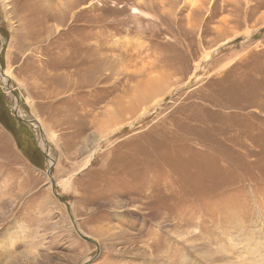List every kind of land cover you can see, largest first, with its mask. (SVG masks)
<instances>
[{
    "label": "rangeland",
    "instance_id": "rangeland-1",
    "mask_svg": "<svg viewBox=\"0 0 264 264\" xmlns=\"http://www.w3.org/2000/svg\"><path fill=\"white\" fill-rule=\"evenodd\" d=\"M1 90L0 264H264V0H0Z\"/></svg>",
    "mask_w": 264,
    "mask_h": 264
},
{
    "label": "bare ground",
    "instance_id": "bare-ground-1",
    "mask_svg": "<svg viewBox=\"0 0 264 264\" xmlns=\"http://www.w3.org/2000/svg\"><path fill=\"white\" fill-rule=\"evenodd\" d=\"M5 1V0H4ZM72 17V16H71ZM210 55H207V58L209 57ZM1 76H2V78H4L3 79V81H4V85H5V87L6 88H8L9 87V79H10V72L9 71H4V73H2L1 74ZM159 101V99H157L155 102H154V105L155 104H157V102ZM147 107V106H146ZM149 111V109H146L145 107H144V109H143V113H142V116L143 115H145L147 112ZM19 112V115H20V117H21V112H20V110L18 111ZM23 119V118H22ZM25 119H26V117H25ZM31 122H32V125L34 126V127H37L38 129H39V127H40V125H38L34 120H31ZM32 127V126H31ZM41 130H42V127H41ZM38 131V130H37ZM109 132V131H108ZM107 132V133H108ZM41 133V132H40ZM111 134H112V132H110ZM93 154V153H92ZM92 154L88 157V161H89V159L92 157ZM50 156V159H51V161L52 162H54L53 160V158L54 157H52L51 155H49ZM88 161L86 162V164L88 163ZM70 182H69V180H66L65 181V186L67 185L68 186V184H69ZM252 260V259H251ZM245 261H247V260H245ZM253 261V260H252Z\"/></svg>",
    "mask_w": 264,
    "mask_h": 264
},
{
    "label": "trees",
    "instance_id": "trees-1",
    "mask_svg": "<svg viewBox=\"0 0 264 264\" xmlns=\"http://www.w3.org/2000/svg\"><path fill=\"white\" fill-rule=\"evenodd\" d=\"M2 34V33H1ZM3 96H5L4 95V93L2 92V90L0 91V121L1 122H3V123H11V121L14 119L13 117H12V113H11V111L8 109V107H7V104H6V101H5V99L3 98ZM11 120V121H10ZM15 120V119H14ZM38 151V150H37ZM40 153L38 152V153H36V156H37V161L38 162H40L39 160H38V155H39ZM43 161H44V159H43ZM43 161H41V162H43ZM42 166V165H41ZM38 167H40V166H38Z\"/></svg>",
    "mask_w": 264,
    "mask_h": 264
},
{
    "label": "water",
    "instance_id": "water-1",
    "mask_svg": "<svg viewBox=\"0 0 264 264\" xmlns=\"http://www.w3.org/2000/svg\"><path fill=\"white\" fill-rule=\"evenodd\" d=\"M14 116L16 117V119H17L18 121H20V122L23 123L24 125L32 126L31 121H29V120H24V119H22V117H20L19 112H18V107H17L16 110L14 111ZM32 128H33V126H32ZM49 175H50V172L48 171V172H47V176H49Z\"/></svg>",
    "mask_w": 264,
    "mask_h": 264
}]
</instances>
